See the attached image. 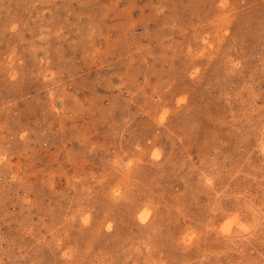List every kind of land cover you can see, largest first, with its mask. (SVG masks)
I'll return each mask as SVG.
<instances>
[{
    "label": "rangeland",
    "instance_id": "1",
    "mask_svg": "<svg viewBox=\"0 0 264 264\" xmlns=\"http://www.w3.org/2000/svg\"><path fill=\"white\" fill-rule=\"evenodd\" d=\"M0 264H264V0H0Z\"/></svg>",
    "mask_w": 264,
    "mask_h": 264
}]
</instances>
